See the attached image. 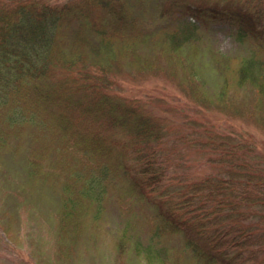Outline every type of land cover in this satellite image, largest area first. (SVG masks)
Segmentation results:
<instances>
[{
    "label": "trees",
    "instance_id": "trees-1",
    "mask_svg": "<svg viewBox=\"0 0 264 264\" xmlns=\"http://www.w3.org/2000/svg\"><path fill=\"white\" fill-rule=\"evenodd\" d=\"M213 24L247 53L210 50ZM142 73L169 78L194 108L118 91L117 78ZM212 110L264 134V0H0V168L16 165L21 190L67 194L57 256L41 264L96 245L74 212L97 217L113 189L155 216L145 241L117 232L111 264H264V148ZM0 225L15 240L8 215Z\"/></svg>",
    "mask_w": 264,
    "mask_h": 264
},
{
    "label": "rangeland",
    "instance_id": "rangeland-1",
    "mask_svg": "<svg viewBox=\"0 0 264 264\" xmlns=\"http://www.w3.org/2000/svg\"><path fill=\"white\" fill-rule=\"evenodd\" d=\"M204 42L210 47V50L232 56L246 54L248 50V45L237 41L234 33L223 24H213L208 27ZM197 61L201 63L200 68L203 72L209 75L210 69L205 64L207 59L202 57ZM117 79L118 91L127 97L139 99L158 97L170 106L185 107L186 112L190 110L189 108H194L181 95L177 84L175 85L164 75L142 73L134 78L126 74ZM205 114L227 132L246 133V136L255 142L258 149L264 148V134L253 122L237 117L232 118L213 110L206 111ZM193 155L198 158L195 152ZM198 162L196 161L195 164ZM18 173L16 165L11 162H5L0 168V175L7 179L0 182V217L8 215V219L12 223L11 232L15 235V240L10 239L0 225V264H41L42 256L52 258L53 262L57 256V240L60 230L57 221L58 197L60 195L61 198L62 196L65 198L67 194L61 193L59 190L53 191V193L50 189L43 191V187L35 188L34 184L21 190L19 186L21 176ZM58 179L60 181V178ZM60 184L62 183L59 182L58 185ZM68 196L70 195L68 194ZM49 199H53V202L50 203ZM78 207L79 209L74 212V218L80 214L84 215L88 222L87 235L91 239V243L94 242L96 245H93L88 251L84 244H80L82 256L74 255L72 258L75 260L74 264H111L115 254V238L121 228H128L132 235L135 237L139 235L144 238L142 239L144 241L150 237L149 223L152 224V218L155 216H153L154 210L145 202L131 201L122 192L117 194L115 189L111 191L102 207H99L100 212L97 217H95V207L88 210L80 205ZM50 215L53 216V220ZM69 224L67 223L65 226L72 227ZM79 226L80 224L77 228ZM61 230L65 232L67 229L63 227ZM176 239H170L172 241L168 240L169 243H167L165 238L162 239L164 243H161L165 244L166 242L171 246H176L170 252L173 260L180 258L177 254L178 240ZM181 262L190 264L191 261L186 259V262L182 260Z\"/></svg>",
    "mask_w": 264,
    "mask_h": 264
}]
</instances>
